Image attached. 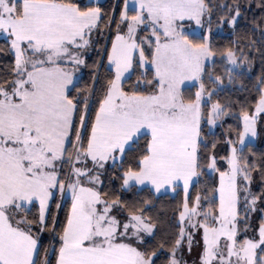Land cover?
<instances>
[{"label":"snow or ice","instance_id":"1","mask_svg":"<svg viewBox=\"0 0 264 264\" xmlns=\"http://www.w3.org/2000/svg\"><path fill=\"white\" fill-rule=\"evenodd\" d=\"M257 138L264 0H0V264H264Z\"/></svg>","mask_w":264,"mask_h":264},{"label":"trees","instance_id":"2","mask_svg":"<svg viewBox=\"0 0 264 264\" xmlns=\"http://www.w3.org/2000/svg\"><path fill=\"white\" fill-rule=\"evenodd\" d=\"M227 39L228 34L227 32H225L222 37V42H227ZM260 71L261 65L257 60L254 71L251 74H245L244 76H242L239 80V83H237L234 87H229L228 89H226L227 95L232 97V99H236L237 97L247 98L251 95H255L256 77L257 75H259ZM241 85H243V87H241ZM221 131V129L217 128L216 134L219 136ZM254 147L257 150L264 149V144L261 143V138L256 139V142H254ZM173 204L174 201L172 200L171 196L167 195L161 197V199L157 202L156 212L160 214L162 220L171 217Z\"/></svg>","mask_w":264,"mask_h":264},{"label":"rangeland","instance_id":"3","mask_svg":"<svg viewBox=\"0 0 264 264\" xmlns=\"http://www.w3.org/2000/svg\"><path fill=\"white\" fill-rule=\"evenodd\" d=\"M256 142V141H255ZM264 144V143H263ZM257 222V219H256V216L255 214L253 215V223H256ZM195 256H196V250L194 248L193 250V253L191 256L188 257V260H189V264H192V261L195 259Z\"/></svg>","mask_w":264,"mask_h":264}]
</instances>
